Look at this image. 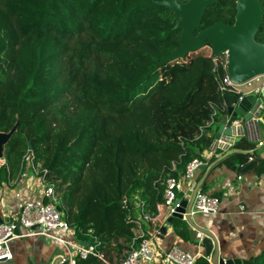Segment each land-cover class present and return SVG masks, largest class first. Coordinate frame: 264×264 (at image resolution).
<instances>
[{"label":"trees","instance_id":"16d2710c","mask_svg":"<svg viewBox=\"0 0 264 264\" xmlns=\"http://www.w3.org/2000/svg\"><path fill=\"white\" fill-rule=\"evenodd\" d=\"M235 13V0H217L199 30L233 24ZM176 22L167 8L143 0H0V132L19 122L0 183L17 173L30 147L77 240L97 243L107 262L129 249L127 209L143 202L152 223L165 220L166 181L201 160L213 126L239 98L217 92L210 47L159 65L179 44ZM263 36L264 17L256 39ZM218 72L224 75L222 66ZM234 147L240 152L222 163L239 173L255 144L242 137ZM257 161L260 174L264 159ZM171 224L190 239L186 222ZM252 262L264 264V250ZM77 264L105 263L88 257Z\"/></svg>","mask_w":264,"mask_h":264},{"label":"built area","instance_id":"2783aa9c","mask_svg":"<svg viewBox=\"0 0 264 264\" xmlns=\"http://www.w3.org/2000/svg\"><path fill=\"white\" fill-rule=\"evenodd\" d=\"M220 56L212 58L213 72L217 74L219 95L222 97L225 93L237 94L239 96L237 102L247 96H252L260 101L264 96V75L257 76L243 84H235L227 75L226 58ZM220 66L224 71L223 76L218 74ZM217 108V106L212 108L210 124L213 123ZM228 144L233 145V141L222 143V146ZM202 162L200 159H193L186 165L183 175L178 179L169 178L166 181L163 195L165 218H170L180 207L176 202L177 199H180L177 197V193H182L185 182H193L195 173L203 164ZM2 166L7 167L4 158L0 159V167ZM47 174V170L37 162L34 152L28 149L20 159L17 173L14 176L8 173L7 179L1 182V187L14 190L18 206L9 209L0 201V213L3 218L0 222V261L7 262L12 259L9 249L11 241L31 238L45 239L54 244L60 251L59 264H77L78 259L85 260L88 257H95L108 264L103 254L98 251L97 243L86 244L77 240L72 223L63 218L62 212L56 209L59 206L58 196L54 185L48 180ZM238 179L240 180L241 176ZM222 191L223 195L228 197L234 194L235 188L232 184L225 183ZM219 205V198L197 191L191 215H216ZM134 208L139 211L138 214H135ZM240 209L243 210V207ZM127 210L128 221L134 225L133 238L126 254L116 264H155L158 258L165 264H196L199 258L197 254L185 251L174 244L162 255L157 254L153 247V241L157 240L160 231L153 232L151 237H147L145 232V227L152 223L155 217L144 211L143 202H138L132 209ZM35 226H37L36 229H34Z\"/></svg>","mask_w":264,"mask_h":264},{"label":"crops","instance_id":"0c3cea01","mask_svg":"<svg viewBox=\"0 0 264 264\" xmlns=\"http://www.w3.org/2000/svg\"><path fill=\"white\" fill-rule=\"evenodd\" d=\"M256 104L257 110H263L264 106L255 99V104L249 110L250 112ZM226 115L221 114L218 123ZM240 124L243 126V122H240ZM218 126L219 124L213 126L214 132H216ZM242 137L255 144V151L251 153V156L256 158L254 160L256 161V166L252 171L243 175L236 173L222 163L226 157L213 165L205 175L206 168L212 165L220 156L213 149V143L207 151L201 154V160L203 161L201 166L205 168L201 170V166L199 167L193 182H185L182 193H177V197L189 199L197 183L203 179L198 191L201 192V189L206 187L203 193L209 196L218 194L220 199L219 210L216 215L211 216L192 215L194 223L197 226L210 229L216 235L222 257L239 258L252 262V259L260 255L264 250V172L260 174L257 172V159H264L263 111L258 120V127L254 128V126L248 124L245 130L234 136L232 139L233 145H224L225 147L223 146L222 148L227 149L228 147V150L236 149L234 147L237 142L236 139L239 140ZM239 152L238 150L236 153ZM252 158L250 160H253ZM239 176H241L240 180L238 179ZM225 183H230L234 186L235 192L232 196L226 197L223 195L222 187ZM1 186L2 184L0 183L1 203H4L9 209L17 207L18 200L14 197V190ZM240 207H243V210ZM134 212L138 214L139 211L134 208ZM2 220L0 213V222ZM167 220L168 218H165L159 224H156L157 222L150 223L145 227L147 237H151V234L157 230L160 231L157 240L153 241L155 252L162 255L174 244L185 251L205 258L204 249L196 242V239H200V234L189 228L190 239L184 241L175 234L171 222L168 223ZM9 249L12 253V259L7 261L6 264H54L60 253L54 244L45 239L27 238L14 240L9 243ZM111 258L112 261L108 262V264H115L118 261L116 255H112ZM207 260L209 262V259ZM155 264L165 263L158 258Z\"/></svg>","mask_w":264,"mask_h":264},{"label":"water","instance_id":"95a60500","mask_svg":"<svg viewBox=\"0 0 264 264\" xmlns=\"http://www.w3.org/2000/svg\"><path fill=\"white\" fill-rule=\"evenodd\" d=\"M143 1L147 4L167 8L177 20L174 29L181 31L178 46L159 65H165L176 59H185L188 54L203 47H210L211 58H217L222 54L226 56V72L233 83L243 84L257 76L264 75V36L261 41L255 40L264 14L259 0H235L236 13L233 24L215 22L200 30L205 8L217 0H188L185 3H180L178 0ZM259 103L263 106L261 99ZM254 104V97L247 96L228 108L227 115L219 121V126L213 135V149L220 156L206 168L205 175L213 165L238 151L237 149L222 148L223 146H220L222 143H230L235 135L246 129L248 124L254 128L258 127V120L263 110H257L256 104L250 112L249 110ZM240 122H243V126ZM235 123L239 124L236 125ZM18 125L19 122L17 121L9 132H0V159L4 158L5 146L17 131ZM244 153L249 152L245 151ZM255 166L256 161L250 160L240 170L239 174L243 175L252 171ZM204 168V166L200 167L201 170ZM202 181L203 179L197 183L189 199L176 200L180 207L168 218L167 222L170 223L174 218L184 220L189 228L200 234V239H196V242L204 249L205 258L209 259L210 264H252L251 261L245 259L222 257L216 235L210 229L197 226L194 223L191 209ZM56 209L62 212L60 206H57ZM36 228L37 226L34 227V229ZM59 261L60 259L56 258L54 264H59ZM0 264H6L5 260H1Z\"/></svg>","mask_w":264,"mask_h":264},{"label":"rangeland","instance_id":"374dc122","mask_svg":"<svg viewBox=\"0 0 264 264\" xmlns=\"http://www.w3.org/2000/svg\"><path fill=\"white\" fill-rule=\"evenodd\" d=\"M220 57L221 58H224V57L226 58V56H224V55H221ZM263 106H264V104H263ZM263 116H264V108H263ZM112 255H115V254H112Z\"/></svg>","mask_w":264,"mask_h":264},{"label":"flooded vegetation","instance_id":"af4514ba","mask_svg":"<svg viewBox=\"0 0 264 264\" xmlns=\"http://www.w3.org/2000/svg\"><path fill=\"white\" fill-rule=\"evenodd\" d=\"M262 10H263V12H264V9H263V8H262ZM263 17H264V14H263ZM262 22H263V19H262ZM261 25H262V23H261ZM260 27H261V26H260ZM256 35H257V34H256ZM255 40L258 41V40L256 39V37H255ZM261 40H262V39H261ZM261 40H260V41H261Z\"/></svg>","mask_w":264,"mask_h":264}]
</instances>
